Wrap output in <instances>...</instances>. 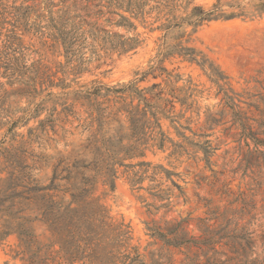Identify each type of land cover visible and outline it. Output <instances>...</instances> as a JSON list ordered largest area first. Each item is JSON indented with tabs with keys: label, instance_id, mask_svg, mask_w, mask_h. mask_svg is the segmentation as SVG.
Returning a JSON list of instances; mask_svg holds the SVG:
<instances>
[{
	"label": "rangeland",
	"instance_id": "rangeland-1",
	"mask_svg": "<svg viewBox=\"0 0 264 264\" xmlns=\"http://www.w3.org/2000/svg\"><path fill=\"white\" fill-rule=\"evenodd\" d=\"M123 1L128 0H2L18 29L7 46L6 38L0 39V116L10 122L0 129V141L23 145L35 184L49 189L40 193L46 198L39 206L57 213V202H70L78 188L92 187L84 178L96 173L82 167L101 168L93 135L98 146L118 136L120 124L113 117L90 130L97 111L114 105L93 93L102 88L106 95L107 88L131 84L139 90L154 84L179 89L184 106L177 103L176 114L168 116L181 115L183 128L177 130L166 118L161 124L186 152L172 155L168 143L140 160L179 174L174 180L182 191L173 190L169 201L154 196L156 190L138 191L123 174L125 168L115 190L99 180L95 197L105 206L108 223L127 227L128 251L119 247L121 238L106 234L103 241L120 257H137L125 259L126 264H264V15L254 14L259 0H222L223 14L238 13L240 5L248 15L200 26L182 19L196 6L212 10L218 0H144L148 23L133 20L137 31L106 22L119 20L110 13L122 14L118 4ZM79 16L95 26L83 25L86 41L75 46L71 58L57 34L68 19L80 22ZM138 34L141 44L135 50L111 51L112 44ZM181 47L193 50L208 69L179 54ZM209 68L220 81L211 78ZM127 127L121 135L128 134ZM207 140L216 149L209 162L201 151L194 155V145ZM57 174L69 179L57 180ZM158 183L172 186L166 178ZM155 184L147 180L138 187ZM32 228V255L18 256L21 242L13 235L0 244V264H66L47 224L38 221Z\"/></svg>",
	"mask_w": 264,
	"mask_h": 264
},
{
	"label": "trees",
	"instance_id": "trees-1",
	"mask_svg": "<svg viewBox=\"0 0 264 264\" xmlns=\"http://www.w3.org/2000/svg\"><path fill=\"white\" fill-rule=\"evenodd\" d=\"M0 1V39L5 37V46L15 37L18 27L11 23L7 14H10L8 7H2L3 3ZM147 2L144 0H128L118 4L123 11L122 14L111 12V15H117L119 20L111 22L107 20L108 24L118 27H124L127 30L137 31V26L133 22L138 21L143 25H147L148 18L145 12ZM116 4L111 3V6ZM224 4L222 0H218L217 4L210 11H205L201 6L193 8L188 15L187 21L194 26H200L205 22L217 20L219 18H235L239 16H246L247 11L242 6H237L240 10L238 13L223 14L222 8ZM230 7H235L233 4H228ZM125 14H129L126 16ZM255 15H264V0H259V3L254 5ZM80 22L77 23L75 19H68L64 22L57 34V42L64 46L67 55L74 57L76 53V45L82 40L86 41V32L82 31V27L92 26L86 22L85 17L79 16ZM88 18V17H86ZM168 21V20H167ZM7 26H12L9 30ZM95 24L92 26L94 27ZM169 25L167 28H170ZM93 33V31H90ZM119 38V35H114ZM83 41V42H84ZM141 44L140 35L137 37L127 38L116 44H112L111 51L119 54H126L135 50ZM179 54L187 57L191 62H196L204 69L207 68V62L198 59V55L191 49L180 48ZM68 57V56H67ZM2 60L0 59V70L3 69ZM64 68V67H60ZM211 78L216 82L220 81V75L216 74L212 68ZM75 70V68H73ZM165 72V70H163ZM5 75V74H4ZM0 83V89L2 87ZM102 88L98 89L93 95L102 96L106 100H112L113 106L97 111L96 117L91 118L89 123L90 130L93 129L94 123L104 118L113 117L119 124L120 128L116 142L101 141L98 146L97 136L93 135V147L97 154L103 158L99 163L100 167L83 166L84 170H93L96 174L93 177H85V183L92 184V187L78 188L76 194H72V201L67 202L63 198L57 202V213L54 209L49 208L42 210L40 202L46 198L40 193L44 192L46 188H40L29 173L31 167L27 164V151L23 150L22 146H15L10 144L5 146L6 140L0 141V244L8 237L16 235L21 244V251L18 253L22 256L32 255V246L35 244L32 224L38 221L44 222L49 227V231L53 236H57V244L61 247V255L66 264H116V261L125 259L130 262L137 260L129 256L123 255L121 252L110 251V244L103 241V236L106 234L113 235L119 239V247L127 248L129 241V232L124 224L115 226L108 223L109 217L105 214V206L100 203V198L95 195L98 191L96 183L99 180L103 181V185L110 186V189L115 190V181L119 178L120 168L126 170L123 174L127 175V179L131 186L138 191L142 190H156L153 194L159 199L169 201L173 195V190L182 191V186L174 180V177L179 178V174H175L166 170L163 166H153L152 163L141 161L146 157L147 152L152 150H163L168 143L172 144L174 148L172 155L185 153L186 150L183 145L175 144L163 131L161 119H169L172 123L177 124L178 128H183L179 120L183 117L176 114V104L181 103L184 106V100L181 99L179 89L161 88L160 84H154L152 87L139 90L134 84L122 86L120 88H107L106 95L102 94ZM101 105V104H99ZM10 124L9 121L4 122L0 116V129ZM125 124L128 125V134L121 135ZM16 122L13 123V126ZM13 127L9 130L12 131ZM15 136H19L17 133ZM253 134L250 132L249 137ZM203 135L201 138H208ZM195 154L199 151L203 152L204 160L209 162V158L216 150L212 147L210 140L200 141L194 145ZM122 155V157H121ZM135 160H140L133 163ZM125 161H130L125 164ZM67 168L64 171L70 173ZM84 174V173H83ZM166 178L171 182L172 186L164 189L161 184H157L160 179ZM69 177H62L57 174V180H65ZM156 183L151 185L148 189L138 187L145 181ZM61 186L57 185V192L60 191ZM65 192L72 191L70 189ZM169 204H163L162 208H167ZM107 212V211H106ZM160 235V234H159ZM125 251H128L126 249ZM37 254V253H35ZM29 258L33 260L35 255ZM106 261V262H105Z\"/></svg>",
	"mask_w": 264,
	"mask_h": 264
}]
</instances>
